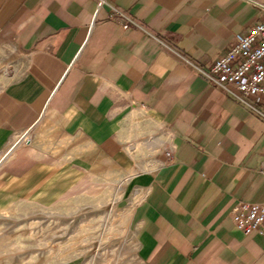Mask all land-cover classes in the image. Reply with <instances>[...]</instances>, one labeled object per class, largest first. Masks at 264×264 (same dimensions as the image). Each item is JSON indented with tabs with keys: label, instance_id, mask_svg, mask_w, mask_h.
Masks as SVG:
<instances>
[{
	"label": "crops",
	"instance_id": "0c3cea01",
	"mask_svg": "<svg viewBox=\"0 0 264 264\" xmlns=\"http://www.w3.org/2000/svg\"><path fill=\"white\" fill-rule=\"evenodd\" d=\"M98 1L0 0V47L23 58L0 86V152L41 125L56 140L44 144L120 168L138 192L141 264H264V238L232 215L239 201L264 202V119L199 71L264 22V8ZM113 8L138 24L125 28ZM261 99L246 97L263 109Z\"/></svg>",
	"mask_w": 264,
	"mask_h": 264
},
{
	"label": "rangeland",
	"instance_id": "374dc122",
	"mask_svg": "<svg viewBox=\"0 0 264 264\" xmlns=\"http://www.w3.org/2000/svg\"><path fill=\"white\" fill-rule=\"evenodd\" d=\"M22 67L20 52L0 47V86ZM141 114L132 113L135 135L143 131ZM48 131L40 125L0 152V264H141L136 186L120 168L99 159L89 166L44 144V136L56 142Z\"/></svg>",
	"mask_w": 264,
	"mask_h": 264
},
{
	"label": "built area",
	"instance_id": "2783aa9c",
	"mask_svg": "<svg viewBox=\"0 0 264 264\" xmlns=\"http://www.w3.org/2000/svg\"><path fill=\"white\" fill-rule=\"evenodd\" d=\"M264 8L263 4L258 3ZM105 0L98 1V9ZM126 28L138 23L126 12L113 8L111 14ZM199 71L212 83L246 103L262 119L264 108H258L246 100V97H262L264 107V22L251 26L245 34L235 36V42L226 54L218 58L209 69ZM25 137V136H24ZM171 156V151H166ZM232 215L246 234L257 233L264 238V202L239 201L232 210Z\"/></svg>",
	"mask_w": 264,
	"mask_h": 264
}]
</instances>
